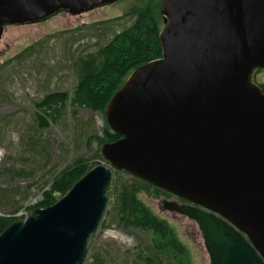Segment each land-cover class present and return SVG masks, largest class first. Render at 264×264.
Listing matches in <instances>:
<instances>
[{
    "label": "water",
    "instance_id": "obj_1",
    "mask_svg": "<svg viewBox=\"0 0 264 264\" xmlns=\"http://www.w3.org/2000/svg\"><path fill=\"white\" fill-rule=\"evenodd\" d=\"M119 0H0L6 26ZM161 56L135 67L105 108L119 136L53 204L0 232V264H82L107 204L112 169L188 203L209 264H264V0H161Z\"/></svg>",
    "mask_w": 264,
    "mask_h": 264
},
{
    "label": "rangeland",
    "instance_id": "obj_2",
    "mask_svg": "<svg viewBox=\"0 0 264 264\" xmlns=\"http://www.w3.org/2000/svg\"><path fill=\"white\" fill-rule=\"evenodd\" d=\"M160 2L119 0L79 15L60 12L40 23L5 27L0 39V51L6 54L0 56V216L9 215L11 222L26 218L38 207L53 178L77 159L91 168L110 166L99 152L107 142L99 141L105 138V110L72 106L67 101L55 121L49 119L40 128L35 120L40 113L37 104L53 93L70 95L82 63L97 61L100 47L129 27L137 11L150 12L160 30ZM253 80L264 85V69L254 71ZM139 180L112 169L105 192L107 204L96 231L88 238L82 264H150V259L156 264H179L159 254L149 231L122 219L130 214L123 210V198L129 192L163 220L185 247L184 264H209L197 224L162 209L164 200L183 202ZM54 196L56 200L61 197Z\"/></svg>",
    "mask_w": 264,
    "mask_h": 264
},
{
    "label": "trees",
    "instance_id": "obj_3",
    "mask_svg": "<svg viewBox=\"0 0 264 264\" xmlns=\"http://www.w3.org/2000/svg\"><path fill=\"white\" fill-rule=\"evenodd\" d=\"M135 15L136 18L129 27L114 34L107 45L100 47L97 61L89 60L82 63L77 84L70 95L64 92L53 93L39 101L37 108L40 113L36 114L35 120L40 128L46 127L49 119L55 121L67 101L72 106H85L104 113L111 96L123 85L122 79L126 73H130L135 67L161 56L158 39L159 28L152 14L143 10L137 11ZM262 88L264 91V85ZM108 128L107 125L105 138L99 140L101 143L105 139L107 142H111L119 138ZM89 168L91 167L87 165L86 161L77 159L73 164L61 170L53 178L49 190L44 191L43 199L38 202V207L52 204L56 200L54 194L64 195ZM139 181L153 186L142 180ZM123 210L126 213L130 211L129 215L131 216L127 213L122 219L152 234L153 245L160 255H164L166 259L172 260L174 263L184 264L185 247L176 239L163 220L157 218L144 208L141 202L134 199L132 192L127 193L123 198ZM11 220L8 216H0V232ZM148 262L156 264L151 259Z\"/></svg>",
    "mask_w": 264,
    "mask_h": 264
},
{
    "label": "flooded vegetation",
    "instance_id": "obj_4",
    "mask_svg": "<svg viewBox=\"0 0 264 264\" xmlns=\"http://www.w3.org/2000/svg\"><path fill=\"white\" fill-rule=\"evenodd\" d=\"M5 29V28H4ZM4 31V30H3ZM1 39V38H0ZM7 49H8V51L10 52L12 49L9 47V46H7ZM5 53H3L2 51H0V56H6V54L4 55ZM254 81V80H253ZM257 84V83H256ZM258 86L261 88V90H262V92H264L263 91V88H262V85H260V84H258ZM170 194V193H169ZM172 197H175V198H177L178 200H180V201H182L183 203L182 204H184V203H188L187 201H185V200H183L182 198H180V197H177V196H175V195H173V194H170Z\"/></svg>",
    "mask_w": 264,
    "mask_h": 264
},
{
    "label": "built area",
    "instance_id": "obj_5",
    "mask_svg": "<svg viewBox=\"0 0 264 264\" xmlns=\"http://www.w3.org/2000/svg\"><path fill=\"white\" fill-rule=\"evenodd\" d=\"M1 153V152H0ZM1 155V154H0ZM9 216V215H8ZM12 216H14V214L12 215Z\"/></svg>",
    "mask_w": 264,
    "mask_h": 264
}]
</instances>
